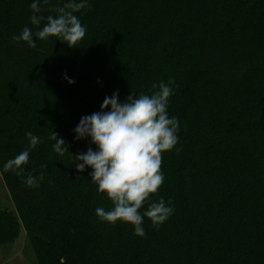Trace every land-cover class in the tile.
<instances>
[{
    "label": "trees",
    "instance_id": "16d2710c",
    "mask_svg": "<svg viewBox=\"0 0 264 264\" xmlns=\"http://www.w3.org/2000/svg\"><path fill=\"white\" fill-rule=\"evenodd\" d=\"M34 2L0 0V174L14 206L0 205V246L24 229L36 264H264V0H87L74 13L86 28L76 48L35 37L46 19L31 24ZM68 2L38 0L36 15L55 17ZM26 26L35 48L12 40ZM170 79L178 143L162 154L164 183L150 202L163 197L174 212L159 228L144 217L140 237L96 215L113 205L92 168L76 170L75 155L98 148L74 129L111 110L105 97L127 102ZM28 132L40 143L24 175L4 172Z\"/></svg>",
    "mask_w": 264,
    "mask_h": 264
},
{
    "label": "clouds",
    "instance_id": "9594fccd",
    "mask_svg": "<svg viewBox=\"0 0 264 264\" xmlns=\"http://www.w3.org/2000/svg\"><path fill=\"white\" fill-rule=\"evenodd\" d=\"M47 3V0H44ZM87 0L76 2L70 0L63 7L56 8L57 16H37L41 11L38 0L31 4L33 15L31 24L39 27L41 21L46 19L42 30L35 32V37L46 41L49 37H58L71 48L83 40L86 33L74 13L87 7ZM12 40L19 43L26 42L29 47L35 48L33 32L29 27H24L22 33L13 36ZM66 79L67 76H65ZM70 84L75 81L69 79ZM171 79L166 84L160 82L153 84L157 89L151 95H129L127 102L121 103L119 92L110 98L105 97L101 111L89 116L81 117L74 129L76 139L82 140L90 137L98 150L90 147L86 153L75 155L74 164L78 172L92 168L91 181L98 186L100 194H106L113 207L105 210L96 208L99 219L109 222L113 226L117 221L129 223L134 226V234L145 236L143 228L144 217H147L154 228H159L174 212L171 202H165L161 197L158 202H150L151 196L156 194L164 183L161 171L162 154L171 151L178 143L177 133L179 121L176 117H169L168 103L173 94ZM29 146L14 159H9L4 165V172L12 171L17 176L24 175L23 166L29 161L30 149L36 148L40 140L31 132L26 133ZM51 140L55 141L53 151L60 156L68 152L65 141L53 132ZM46 167V165H41ZM39 179H44L40 173ZM25 183L29 187H39L37 178L29 174ZM148 203V208L143 215L140 209Z\"/></svg>",
    "mask_w": 264,
    "mask_h": 264
},
{
    "label": "rangeland",
    "instance_id": "374dc122",
    "mask_svg": "<svg viewBox=\"0 0 264 264\" xmlns=\"http://www.w3.org/2000/svg\"><path fill=\"white\" fill-rule=\"evenodd\" d=\"M0 205L14 210L8 190L0 174ZM0 264H36L34 253L22 229L18 238L0 246Z\"/></svg>",
    "mask_w": 264,
    "mask_h": 264
}]
</instances>
